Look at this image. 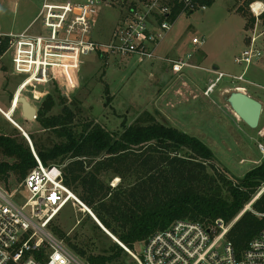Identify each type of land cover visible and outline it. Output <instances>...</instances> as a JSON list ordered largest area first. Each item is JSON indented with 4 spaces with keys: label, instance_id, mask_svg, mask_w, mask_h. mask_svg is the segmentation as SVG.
I'll use <instances>...</instances> for the list:
<instances>
[{
    "label": "rangeland",
    "instance_id": "1",
    "mask_svg": "<svg viewBox=\"0 0 264 264\" xmlns=\"http://www.w3.org/2000/svg\"><path fill=\"white\" fill-rule=\"evenodd\" d=\"M41 3L42 0H0V30L6 33L22 31L34 19ZM250 3L247 0H212L202 13L195 10L176 19L157 53L166 57L192 54L191 62L197 68H187L181 75L172 74L168 66L158 60L90 53L80 56L81 62L71 79L62 77L35 84L36 89L25 88L24 83L16 91L17 83L24 77L14 73L6 53L0 58V107L7 110L14 94L15 99L8 111L0 112V133H33L37 141L46 145L58 141L50 131L41 129L36 118L27 120L22 116L20 97H25L38 109L43 103L46 106L45 101L50 96L53 104L48 115H56L66 107L75 113L78 126L94 122L114 135L121 132L123 124L129 125L147 112L155 120L198 138L212 150L214 168L233 182L240 180L246 172L264 163V153L258 148V143L264 147V21L260 17L256 22ZM119 15L117 8L101 12L92 37L99 33L106 36ZM250 18H254L252 26L247 22ZM40 31L39 23L29 30L30 33ZM252 31L259 35L263 56L246 68L245 81L234 80L232 76L240 75L245 69L235 58L247 45ZM193 37L202 40V44L193 46ZM214 66L225 75L212 92L205 95L206 87L217 76L213 72ZM60 75L63 74L58 71ZM33 89L37 91L38 100L33 98ZM236 89L263 105L255 129L238 119L226 102L228 93ZM9 120L16 123L13 125ZM57 165L63 168V164ZM104 180L112 188L119 182V178ZM16 200L21 202L19 197ZM92 221L95 222L88 212L70 200L51 220L48 230L68 246L70 242L83 247L86 242L83 232L93 224ZM103 239L110 245L116 243L117 238ZM142 246V242H137L133 249L140 253ZM126 255L130 261V256Z\"/></svg>",
    "mask_w": 264,
    "mask_h": 264
},
{
    "label": "trees",
    "instance_id": "2",
    "mask_svg": "<svg viewBox=\"0 0 264 264\" xmlns=\"http://www.w3.org/2000/svg\"><path fill=\"white\" fill-rule=\"evenodd\" d=\"M200 2L208 6L212 0ZM261 18L264 21V13ZM247 22L252 26L254 18ZM5 49L1 43L0 56ZM45 103L38 108L36 121L58 141L46 145L28 133L35 154L44 166L63 164L64 184L128 248L176 220L197 222L206 228L217 219L232 222L226 238L237 253L260 232L263 218L258 214L264 213V192L250 208H244L264 184V163L233 182L214 168V154L202 141L147 112L137 121L123 124L121 132L114 135L94 122L78 126L75 113L66 107L48 115L53 104L50 96ZM35 166L19 131L15 135L0 133V186L13 190ZM113 178L119 182L112 188L104 179ZM85 230L83 247L67 245L77 256L88 264L128 263L119 245L106 244L103 238L109 237L95 222Z\"/></svg>",
    "mask_w": 264,
    "mask_h": 264
},
{
    "label": "built area",
    "instance_id": "3",
    "mask_svg": "<svg viewBox=\"0 0 264 264\" xmlns=\"http://www.w3.org/2000/svg\"><path fill=\"white\" fill-rule=\"evenodd\" d=\"M249 6L258 22L264 13V3L256 0ZM114 8L120 14L115 24L110 25L106 36L99 33L93 38L100 13ZM205 8L206 4L200 0H42L38 13L25 29L18 33L0 30V44L6 45L0 58L7 53L14 73L24 77L18 86L25 83V88L34 89L35 84L62 77L71 79L81 62L80 56L90 53L158 60L172 74L181 75L187 68H197L191 62L192 54L166 57L157 50L180 15L195 10L203 12ZM37 23L41 31L30 33ZM258 37L252 31L248 45L235 58L245 69L232 79L245 81L246 68L262 58ZM202 42L196 37L191 40L193 46ZM58 71L63 75L58 76ZM213 72L217 76L206 87L205 95L225 75ZM36 92L33 91V98L38 100ZM258 148L264 153L262 144L258 143ZM32 154L36 166L19 187L9 191L0 186V264H88L52 234L48 225L70 200L95 216L64 184L62 168L57 164L44 166L34 150ZM263 192L264 184L244 210ZM18 197L21 202H17ZM258 215L263 218V226L240 253L226 238L232 222L226 224L221 219L211 225L214 229L176 220L143 241L140 253L118 239L115 242L130 256L127 264H264V213Z\"/></svg>",
    "mask_w": 264,
    "mask_h": 264
},
{
    "label": "water",
    "instance_id": "4",
    "mask_svg": "<svg viewBox=\"0 0 264 264\" xmlns=\"http://www.w3.org/2000/svg\"><path fill=\"white\" fill-rule=\"evenodd\" d=\"M18 102L21 105L22 116L25 119L33 120L36 118L35 107L32 106L24 97H21ZM226 102L234 113V115L237 116V118L240 119L242 122H244L249 128L255 129L258 126L262 113V103L260 101L255 98H252L246 92L236 89L228 93V95L226 96ZM21 134L27 140L30 148L33 151V146L29 136L23 131H21ZM93 219L97 223V225L109 237L113 239V236L101 225V223L96 219V217Z\"/></svg>",
    "mask_w": 264,
    "mask_h": 264
},
{
    "label": "crops",
    "instance_id": "5",
    "mask_svg": "<svg viewBox=\"0 0 264 264\" xmlns=\"http://www.w3.org/2000/svg\"><path fill=\"white\" fill-rule=\"evenodd\" d=\"M201 13H202V12H201ZM31 22H32V21H31ZM31 22H30V23H31ZM30 23H29V24H30ZM29 24H28V25H29ZM28 25H27V26H28ZM27 26H26V27H27ZM26 27H25V28H26ZM25 28H24V29H25ZM261 34H262V33H261ZM261 34H260V35H261ZM248 43H249V38H248V41H247V45H248ZM247 45H246V46H247ZM246 46H245V47H246ZM245 47H244V48H245ZM244 48H243V49H244ZM217 69H218V68H217L216 66L213 67V71H217ZM19 83H20V81L17 83L16 91H17V89H18V87H19V86H18ZM206 85H207V84H206ZM206 85H205V86H206ZM16 91H15V92H16ZM19 94L21 95V92H20ZM20 98H21V97H20ZM24 98H25V97H24ZM14 99H15V94H14V98H13V100H12V101L10 102V104H9L8 109L6 108L7 110H5L4 108L0 107L1 112L8 111V110L10 109V107L12 106L11 104L13 103ZM25 99H26V98H25ZM26 100H27V99H26ZM27 101H28V100H27ZM262 108H263V105H262ZM14 111H15V110H14ZM75 195L77 196V194H75ZM77 197H78V196H77ZM80 201H81V200H80ZM81 202H82V201H81ZM83 204H84V203H83ZM84 205H85V204H84ZM91 212H92V211H91ZM93 215H94V214H93Z\"/></svg>",
    "mask_w": 264,
    "mask_h": 264
},
{
    "label": "bare ground",
    "instance_id": "6",
    "mask_svg": "<svg viewBox=\"0 0 264 264\" xmlns=\"http://www.w3.org/2000/svg\"><path fill=\"white\" fill-rule=\"evenodd\" d=\"M254 9H257V5L253 6ZM13 125L16 123L14 120H9ZM17 126V125H16ZM19 128V126H18ZM110 233V232H109ZM111 234V233H110ZM112 235V234H111ZM115 241V240H114Z\"/></svg>",
    "mask_w": 264,
    "mask_h": 264
},
{
    "label": "flooded vegetation",
    "instance_id": "7",
    "mask_svg": "<svg viewBox=\"0 0 264 264\" xmlns=\"http://www.w3.org/2000/svg\"><path fill=\"white\" fill-rule=\"evenodd\" d=\"M36 109V108H35ZM37 111H38V109H36V115H37ZM21 114H22V112H21Z\"/></svg>",
    "mask_w": 264,
    "mask_h": 264
}]
</instances>
